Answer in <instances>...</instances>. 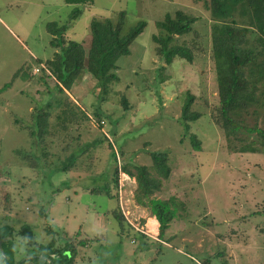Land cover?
Returning a JSON list of instances; mask_svg holds the SVG:
<instances>
[{
    "label": "rangeland",
    "instance_id": "374dc122",
    "mask_svg": "<svg viewBox=\"0 0 264 264\" xmlns=\"http://www.w3.org/2000/svg\"><path fill=\"white\" fill-rule=\"evenodd\" d=\"M207 4L94 0L70 20L77 5L65 0H0V88L10 84L0 94V230L29 224L37 245L56 235L58 246H76L75 264H264V141L245 130L228 138L215 122L219 96ZM177 9L198 17L193 32L174 42L190 47L194 61L175 58L167 65L153 38L165 34L157 23ZM120 11L126 12L124 34L140 21L147 26L118 58L119 80L104 92L84 71L67 92L76 104L58 107L55 100L63 104L64 96L53 76L44 68L35 72L59 52L47 24L68 25L66 38L88 50L91 22ZM188 92L201 116L186 131L180 118ZM38 112L46 115L41 136ZM243 119L264 128V106ZM192 134L201 150L192 146ZM155 151L169 154L172 173L153 198L176 202L163 240L136 200L135 178L120 170L118 194L112 183L116 165L151 168ZM115 209L125 218L124 231ZM14 240L17 260L33 257L20 235ZM1 256L0 249V264Z\"/></svg>",
    "mask_w": 264,
    "mask_h": 264
},
{
    "label": "trees",
    "instance_id": "16d2710c",
    "mask_svg": "<svg viewBox=\"0 0 264 264\" xmlns=\"http://www.w3.org/2000/svg\"><path fill=\"white\" fill-rule=\"evenodd\" d=\"M93 1L65 0L67 4L77 5L70 14V20L77 19L82 14L79 6L89 5ZM207 6L213 20L211 54L215 63L219 96V104L213 114L215 122L224 130L228 138H237L238 134L245 130L250 134H256L264 141V128L258 124L250 127L243 123L246 114H250L251 110L256 114L258 108L264 106V0H208ZM125 21V11L118 12L114 18L93 20L90 24L91 44L88 50L83 43L66 38L68 25L59 26L55 22L47 24V29L53 36L51 45L59 49L52 59L44 63L55 80L58 93L64 96L63 104L55 100L54 103L58 107L63 106L66 109L76 104L67 91L70 92L84 71L92 74L104 92L110 84L119 80L116 73L118 58L130 53V45L147 26L146 22L140 21L124 34ZM197 21L198 17L194 14L177 9L157 23L165 34L154 36L153 39L157 44V55L161 56L167 65H170L175 58L185 59L190 63L194 61L193 50L190 47L174 42L178 37L193 32ZM9 86L10 84H7L0 88V94ZM194 101V95L188 92L180 118L186 131L190 129L189 123L201 116L199 112L192 110ZM122 102L127 103L124 96ZM45 116L40 112L37 113L39 125L43 123ZM96 118L101 121L100 115L97 114ZM99 126L102 127L101 124ZM42 128L41 125L38 128L40 136ZM31 135H35V132H31ZM190 139L194 149L201 150L202 142L198 136L192 134ZM150 155L151 168L126 163L119 169L116 165L112 183L118 194L120 170L135 178L136 200L139 205L148 208L151 216L156 218L159 223L158 237L163 240L170 223L176 217L174 209L176 202L172 198L159 199L153 196L161 190L163 180L170 177L172 168L166 151H155ZM151 169L156 176L152 175ZM8 213H11L10 210ZM112 213L121 231H124L126 229L124 216L118 209L113 210ZM145 222L142 220V224ZM47 231L57 234L53 226L47 228ZM141 234L145 237L144 233ZM16 235H20L33 247L36 251L33 257L16 259L17 250L14 240ZM2 239V264H46L43 256L48 257L52 264L61 262L75 264L76 261L77 250L74 244L66 242L60 247L54 235L47 244L37 245L34 229L29 224H22L19 229L13 225H5L0 230V240ZM85 245L84 243L83 246Z\"/></svg>",
    "mask_w": 264,
    "mask_h": 264
},
{
    "label": "built area",
    "instance_id": "2783aa9c",
    "mask_svg": "<svg viewBox=\"0 0 264 264\" xmlns=\"http://www.w3.org/2000/svg\"><path fill=\"white\" fill-rule=\"evenodd\" d=\"M42 68H44V69L47 71V73L51 75V72L49 71V69H48L44 64H41V68H40V67L35 68V72H39V71H41ZM42 70H43V69H42ZM102 123H103V122H102ZM128 176H129V175H128ZM129 177H130V176H129Z\"/></svg>",
    "mask_w": 264,
    "mask_h": 264
},
{
    "label": "bare ground",
    "instance_id": "6f19581e",
    "mask_svg": "<svg viewBox=\"0 0 264 264\" xmlns=\"http://www.w3.org/2000/svg\"><path fill=\"white\" fill-rule=\"evenodd\" d=\"M148 225L150 226V227H152V226H156L157 225V222L154 220V219H150L149 221H148ZM152 225V226H151Z\"/></svg>",
    "mask_w": 264,
    "mask_h": 264
},
{
    "label": "crops",
    "instance_id": "0c3cea01",
    "mask_svg": "<svg viewBox=\"0 0 264 264\" xmlns=\"http://www.w3.org/2000/svg\"><path fill=\"white\" fill-rule=\"evenodd\" d=\"M68 92V91H67ZM69 93V92H68ZM75 100V99H74ZM150 219H153V218H150ZM154 220L157 222V220H156V218L154 217ZM158 222H157V225L156 226H153V227H151L152 228V232H155V231H157V228H158Z\"/></svg>",
    "mask_w": 264,
    "mask_h": 264
},
{
    "label": "water",
    "instance_id": "95a60500",
    "mask_svg": "<svg viewBox=\"0 0 264 264\" xmlns=\"http://www.w3.org/2000/svg\"><path fill=\"white\" fill-rule=\"evenodd\" d=\"M2 242H3V240L0 241V249H2ZM28 258H30V257H28Z\"/></svg>",
    "mask_w": 264,
    "mask_h": 264
},
{
    "label": "flooded vegetation",
    "instance_id": "af4514ba",
    "mask_svg": "<svg viewBox=\"0 0 264 264\" xmlns=\"http://www.w3.org/2000/svg\"><path fill=\"white\" fill-rule=\"evenodd\" d=\"M3 240V239H2Z\"/></svg>",
    "mask_w": 264,
    "mask_h": 264
}]
</instances>
